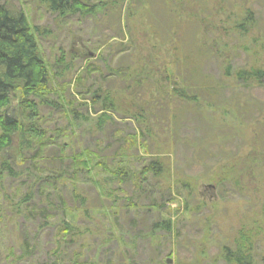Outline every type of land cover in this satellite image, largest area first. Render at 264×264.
<instances>
[{
	"label": "rangeland",
	"instance_id": "obj_1",
	"mask_svg": "<svg viewBox=\"0 0 264 264\" xmlns=\"http://www.w3.org/2000/svg\"><path fill=\"white\" fill-rule=\"evenodd\" d=\"M80 1L91 13L59 18L37 0H1L23 11L50 68L65 59L53 81L59 97H77L76 79L88 68L94 72L83 92L94 83L110 92L112 123L104 127V135L94 126L101 112L91 106L90 118L78 107L83 121L68 114L72 121L62 120L64 114L43 110L42 117L50 121L45 124L48 144L68 145V155L94 151L99 143L116 151L118 135H136V159L158 158L168 171L150 182L158 185L156 197L163 206L159 214L141 210L138 216L118 214V202L115 208L94 210L92 221L81 209L66 218L80 227L79 234L61 240L59 201L58 217L52 211L40 214L49 191L39 195L29 172H20L22 149L14 140L0 154V264H106L109 259L123 264H225L224 246L243 243L248 236L254 242L264 239V147L255 134L264 119V80L244 87L235 78L240 70L264 72V0ZM228 69L230 78L225 76ZM184 80L228 85L209 101L197 97ZM17 103L19 92L8 114L23 120ZM149 107L156 110L151 113ZM171 113L177 114L180 127H173ZM59 146L44 152L48 167L43 178L51 175L53 166L61 167ZM91 177L102 179L93 169ZM63 196L70 207H77L68 202V190ZM90 197L98 199L94 193ZM139 203L150 205V200ZM33 211L39 215L32 216ZM159 218L171 221V235L152 230ZM259 245L264 256V242Z\"/></svg>",
	"mask_w": 264,
	"mask_h": 264
},
{
	"label": "trees",
	"instance_id": "obj_2",
	"mask_svg": "<svg viewBox=\"0 0 264 264\" xmlns=\"http://www.w3.org/2000/svg\"><path fill=\"white\" fill-rule=\"evenodd\" d=\"M37 1L46 5L48 10L53 15H58L59 18L77 13H91L90 7L83 4L80 0ZM246 21L247 24L249 19ZM172 24L175 25V22ZM246 24L243 23L241 25L244 32L247 28ZM176 32L173 31L172 35H175ZM39 50L37 38L32 33V28L23 11L14 3L7 4L4 2L2 4L0 0V154L9 149L13 145L14 140L20 141L23 158L20 172H29V178L35 180L38 194L49 191L48 195L45 196L47 207H40L41 211L38 208L35 211H40V214L44 216H48L52 211L54 212L52 216L58 217V207H55L59 201L61 224L57 236L61 240L73 234H79L80 227L67 221L66 218L81 209H85L86 213L84 216L89 217L91 214L93 215L94 210L115 208L118 202H121L118 210H121L122 213L119 211L118 214L128 213L129 215L133 212L139 216L141 210L146 211L147 215H151L152 212L159 214L163 205L159 203L160 199L156 197L155 189L158 188V185L150 184V182L158 181L168 171H166L162 161L158 158L151 156L136 159L133 153L137 154L138 152L135 150L140 147L138 146L139 138L136 135H118L116 141L118 149L116 151H113L109 144L105 146V149L101 148L100 146L102 145L99 143L98 149L94 151L85 149L83 152L79 151L68 155V145L58 144L57 142L48 144L51 138L48 137L45 124L50 121L44 120L42 117L43 110L57 111V114H64V117L59 115L60 118L62 116V120H68V117H66L68 114L73 117L74 121L78 119L83 121L84 115L79 111L78 107L87 110V117L90 118L88 108L91 106L95 113L101 112L94 126L97 131L103 132L104 135L106 132L104 127L112 123V116L108 113L112 112L114 107L110 92H103L102 84L97 86L93 82L94 85L92 84L87 92H83L82 89L86 87L93 76L94 70L92 68H88L83 77L76 79V96L86 103H81L79 99L76 100L77 97L73 95L71 99L66 97V100L59 97L60 94L58 95L54 91L53 81L54 77L60 76L58 67L66 65L65 59H57L53 67L50 68L40 55ZM185 60L182 59L181 63L184 64ZM118 72L119 75L125 76V73ZM113 75L117 76L118 74ZM225 76L226 78L232 77L230 69L225 71ZM235 78L244 87H248L251 86L253 81L261 84L264 80V72L258 70L249 73L246 70H240L235 74ZM184 84L190 91L193 89L197 97H207L210 101L213 96L218 95L219 90L226 89L228 82L226 81L223 86L215 83L213 85L208 84L203 80L199 83H194V85H192L191 81H186ZM18 92L20 93L21 103H17V105L22 111L23 120L8 114V110L16 101V97H18ZM87 99L89 102L86 101ZM142 108L143 110L145 108L143 104ZM149 109L148 111H151V113L156 110V108L152 109L151 107ZM162 109H165V107H162ZM226 111L231 112L230 110ZM166 112L170 113V110H166ZM185 112L189 113V109L185 108ZM171 115V119L176 120L173 127H180L179 122H177V114L171 113ZM42 121L44 122L42 123ZM55 126L57 127L58 125L56 124ZM59 129L56 132H60L58 131ZM241 133L242 131H240ZM255 134L260 142L259 146L264 147V119L255 126ZM142 136L145 138L144 133H142ZM57 146L60 148L57 158L61 167L56 168L53 166L51 170L54 171L51 172V175L46 174L47 176L43 178L42 173L46 171L45 167H48L45 153ZM32 151L33 154H31ZM106 151L111 153L106 155L104 154ZM137 163L138 167H136ZM3 168L10 172L9 174L14 173L10 171L8 166L4 165ZM91 169L97 170L98 174L102 175L101 181L92 179ZM32 170L35 171L36 176H33ZM124 187L131 189L132 193H126L123 189ZM66 190H68V202L77 204V207H70L63 198ZM92 193L98 198L97 200L90 197ZM143 198L149 199L150 205H141L139 202H142ZM152 198L155 199L152 200ZM88 206L91 207V211L86 209ZM35 211L30 212V214L33 216L36 214L34 213ZM91 218L92 216L89 221L93 220ZM160 218L158 222L154 223L152 230H162L166 234L171 235L173 224L171 221L160 220ZM130 223L136 225L134 220L130 221ZM120 230L124 231L121 227ZM137 237L142 238L141 235H137ZM242 241L243 243L239 242L234 243V245L224 246L221 260L225 264H260V262L264 264V256L260 255L258 251V248H260L259 244L263 243L264 239L254 242L253 238L248 236L245 239L242 238ZM168 255L170 256L171 253ZM107 261L106 264H123V261L116 262L115 259Z\"/></svg>",
	"mask_w": 264,
	"mask_h": 264
},
{
	"label": "water",
	"instance_id": "obj_3",
	"mask_svg": "<svg viewBox=\"0 0 264 264\" xmlns=\"http://www.w3.org/2000/svg\"><path fill=\"white\" fill-rule=\"evenodd\" d=\"M168 263H170V262H168Z\"/></svg>",
	"mask_w": 264,
	"mask_h": 264
}]
</instances>
